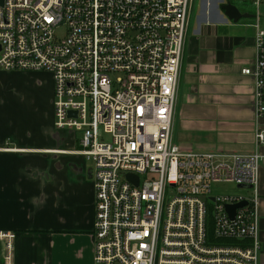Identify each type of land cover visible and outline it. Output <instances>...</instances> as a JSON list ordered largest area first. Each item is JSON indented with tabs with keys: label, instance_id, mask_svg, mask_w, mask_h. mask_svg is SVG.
I'll use <instances>...</instances> for the list:
<instances>
[{
	"label": "built area",
	"instance_id": "1",
	"mask_svg": "<svg viewBox=\"0 0 264 264\" xmlns=\"http://www.w3.org/2000/svg\"><path fill=\"white\" fill-rule=\"evenodd\" d=\"M192 4H0V70L52 76L54 127L77 136V153L91 165L94 264H259L264 129L255 131L250 154L183 150L174 142ZM62 25L66 35L57 37ZM242 73L255 80V105L262 116L264 31L257 25L256 58ZM223 184L245 186L239 189L248 193H213ZM244 201L232 217L227 206ZM14 237L0 231L4 264H14Z\"/></svg>",
	"mask_w": 264,
	"mask_h": 264
},
{
	"label": "crops",
	"instance_id": "2",
	"mask_svg": "<svg viewBox=\"0 0 264 264\" xmlns=\"http://www.w3.org/2000/svg\"><path fill=\"white\" fill-rule=\"evenodd\" d=\"M223 4L193 0L173 138L183 150L250 154L255 131L264 129V115L257 114L255 80L242 69L256 58V25L264 31V0L256 20L238 22L228 19ZM6 73L0 70V77ZM16 74L30 77L20 86L25 106L20 102L15 107L4 96L10 83L0 78V231L15 235L13 263L94 264L91 165L77 153V136L54 127L52 76ZM45 74L48 82L37 76ZM260 151L259 264H264V145Z\"/></svg>",
	"mask_w": 264,
	"mask_h": 264
},
{
	"label": "rangeland",
	"instance_id": "3",
	"mask_svg": "<svg viewBox=\"0 0 264 264\" xmlns=\"http://www.w3.org/2000/svg\"><path fill=\"white\" fill-rule=\"evenodd\" d=\"M235 4H238L239 6H245V7H249L251 10L254 11L255 16L252 18H248V19H254L256 20L257 17L260 16V9L259 6L260 4H255L254 0H232ZM67 32V28L66 26L62 25L59 26L58 28H56L55 33L57 37H64L66 35ZM7 71H5L6 73ZM19 73H35V72H19ZM38 78H41L42 81L44 82H48L49 81V77L45 74V75H37ZM2 80H6L8 81L10 84L5 85L7 86V92L3 91V94L5 97H7L8 99H12L13 102L15 103L14 106L15 107H21V106H25L26 103V98L23 95L22 90L20 89L21 84L28 78L30 77H22V76H18L16 74V72H7L5 75H2L0 77ZM1 94V91H0ZM20 102H22L21 106H17L20 104ZM218 187H220V189L217 188V186H214V191L213 193H219L221 190H228V191H233V192H237V191H242L244 193H248L247 190L245 189H239L238 187H236L233 184H223V185H219ZM211 216H213V212H211ZM2 257L0 255V262Z\"/></svg>",
	"mask_w": 264,
	"mask_h": 264
},
{
	"label": "water",
	"instance_id": "4",
	"mask_svg": "<svg viewBox=\"0 0 264 264\" xmlns=\"http://www.w3.org/2000/svg\"><path fill=\"white\" fill-rule=\"evenodd\" d=\"M0 4H2V0L0 1ZM221 9L224 10L225 15L228 17V19L233 20L235 22H238L241 19H248V18H252L255 16V14L252 13H247V12H242L235 4H233L232 2H229L227 4H223L221 5ZM130 179H132L131 175L129 176ZM245 186H241L239 185V188H242ZM247 202H241L238 204H234V205H228L227 206V210L230 213V215L233 217L235 214V211L237 208L242 207L244 205H246Z\"/></svg>",
	"mask_w": 264,
	"mask_h": 264
},
{
	"label": "trees",
	"instance_id": "5",
	"mask_svg": "<svg viewBox=\"0 0 264 264\" xmlns=\"http://www.w3.org/2000/svg\"><path fill=\"white\" fill-rule=\"evenodd\" d=\"M0 255L2 256V254H1V251H0ZM3 261V260H2ZM1 264V263H0ZM3 264H4V261H3Z\"/></svg>",
	"mask_w": 264,
	"mask_h": 264
}]
</instances>
